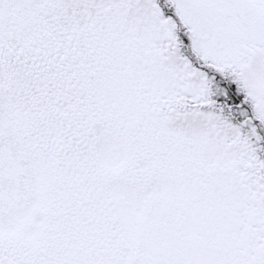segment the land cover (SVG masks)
<instances>
[{"label": "snow or ice", "instance_id": "1", "mask_svg": "<svg viewBox=\"0 0 264 264\" xmlns=\"http://www.w3.org/2000/svg\"><path fill=\"white\" fill-rule=\"evenodd\" d=\"M0 264H264V0H0Z\"/></svg>", "mask_w": 264, "mask_h": 264}]
</instances>
